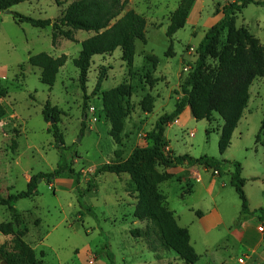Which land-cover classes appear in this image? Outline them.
Masks as SVG:
<instances>
[{"label": "rangeland", "instance_id": "1", "mask_svg": "<svg viewBox=\"0 0 264 264\" xmlns=\"http://www.w3.org/2000/svg\"><path fill=\"white\" fill-rule=\"evenodd\" d=\"M74 1L30 0L12 8V14L0 13V107L5 111L0 118V198L27 191L30 179L52 173L62 156L72 162L75 171L73 176L51 184L39 181L36 195L12 208L0 203V224L12 222L15 230L25 231V242L44 264H111L108 251L114 255V264H185L175 251L162 245L161 233L152 222L134 217L138 192L131 177H94V173L105 165L126 161L137 148L151 146L148 133L161 116L174 112L181 97V77L191 72L200 43L209 28L221 20L219 13L228 0H199L196 17L201 15L202 19L197 27L188 22L170 38V12L181 0H129L127 11L134 10L146 19V42L136 43L131 67L123 61L121 50L96 56L88 74L87 93L80 85L74 60L82 50L81 43L93 33L76 31V42L59 37L53 44L52 27L37 29L19 24L14 17L17 13L41 20L60 19ZM205 21L212 25L204 26ZM236 25L248 28L264 47V5L243 9ZM41 53L68 57L53 88L42 84L41 70L29 64L31 56ZM217 65L210 59L209 71L215 73ZM103 69L104 83L94 94ZM254 85L253 114L244 117L243 112L224 155L219 152L223 121L217 115L211 122L188 116L179 125H169L165 132L167 150L173 155L222 162L219 175L196 165L191 170L192 180L175 173L159 187L178 226L190 231V245L200 257L196 264H239L247 254L231 233L246 222L257 233L264 221V215L256 212L264 209V147L256 144L264 119V78ZM121 86L127 87L130 95L124 99L126 118L117 143L111 137L103 94ZM147 96L155 101L151 113L142 107ZM48 102L60 113L58 123L46 122L43 116ZM54 125L63 142L54 138ZM233 162L242 165L246 180L250 214L243 218L242 203L231 186L234 167L229 163ZM168 169L158 171L164 174ZM217 213L223 223L206 232L203 225L213 223ZM12 239L0 233V245H10ZM246 264H264V260L248 258Z\"/></svg>", "mask_w": 264, "mask_h": 264}, {"label": "trees", "instance_id": "2", "mask_svg": "<svg viewBox=\"0 0 264 264\" xmlns=\"http://www.w3.org/2000/svg\"><path fill=\"white\" fill-rule=\"evenodd\" d=\"M28 1L30 0H0V13L10 11L15 6ZM197 1L182 0L178 9L171 14L167 30L169 38L186 27ZM129 4V0H75L60 19L41 20L17 13L14 17L19 24H29L37 29L52 27L53 44L59 37L76 42L74 37L76 31L93 33L81 43L82 50L74 60V65L80 73V85L84 93H87L88 74L96 56L110 55L121 50L123 61L131 67L135 58L136 43L146 42V19L134 10L127 11ZM251 4L264 5V2L237 0L223 8V19L207 31L204 40L200 43L197 60L191 72L187 77H181L183 79L181 97L176 103L174 112L161 116L153 131L148 133L147 140L151 146L137 148L126 161L105 165L94 173V177L103 174L116 176L128 174L138 192L134 217L139 221L152 222L161 233L162 245L175 251L185 264H196L200 257L190 245L189 231L178 226L174 213L167 209L166 196L159 189L162 184L171 181L173 175L162 174L158 168H171L184 164L199 165L220 174L222 162L209 157L194 159L188 155H173L172 151L167 150L165 132L167 127L176 122L189 107L193 118L197 121L211 122L217 115L224 123L219 141L220 154L224 155L231 147L233 133L249 105L250 89L256 80L264 78V47L248 28H238L236 25L237 15ZM210 59L217 61L215 73H211L208 69ZM67 61L66 55L54 58L41 53L31 56L29 64L41 70L42 84L53 88L60 70ZM105 77L106 70L103 69L98 77L94 94L101 91ZM129 95L130 91L125 86L103 94L104 111L112 126L111 137L117 143H120L124 129L123 120L126 118L124 99ZM154 103V99L147 96L142 104L144 112L151 113ZM59 115V111L48 102L43 111L46 122L58 123ZM4 116L5 111L0 107V118ZM53 131L54 138L63 142L57 125L53 126ZM256 144H262L264 147V119ZM229 164L234 167L231 186L242 203L241 218H243L250 214L243 167L238 162ZM74 174L72 162H68L62 156L52 173L33 176L28 183L27 191L10 195L7 199L0 198V203L2 206L12 208V205L18 201L34 197L39 181H47L51 184L66 175ZM256 212L264 214V209ZM0 233L13 238L10 245H0L2 264H44L38 259L34 249L25 242V231L15 230L14 224L10 222L0 224ZM135 234L141 235L139 231ZM107 258L111 264H114L113 253L108 251Z\"/></svg>", "mask_w": 264, "mask_h": 264}, {"label": "crops", "instance_id": "3", "mask_svg": "<svg viewBox=\"0 0 264 264\" xmlns=\"http://www.w3.org/2000/svg\"><path fill=\"white\" fill-rule=\"evenodd\" d=\"M182 1V0H181ZM200 1L198 0L197 3L195 4V6L193 7L192 11H191V14L189 16V19L187 21L188 22H192L193 24V27L194 29L197 27L198 25V22L199 20H201V15L199 16V18L196 17V14H199V12L196 10L197 8V4L199 3ZM234 2V0H228L227 3H232ZM181 3V2H180ZM179 3V5H180ZM178 5V7H179ZM178 7H176L172 12H170V14L174 13ZM223 9V8H222ZM219 14H221L220 16H222L221 20L223 19V15H222V12H220ZM195 15V17H194ZM221 20H219L218 22H220ZM210 21H205L204 23V26L208 27L209 25H212V24H209ZM217 22V23H218ZM216 23V24H217ZM210 29V28H209ZM260 80V79H259ZM256 82V81H255ZM254 82V84H255ZM251 87L250 89V101H249V107L248 109L245 110V113H244V117H246L248 114L252 115L253 114V108H251V101H252V90L254 88V85ZM256 97L258 98L259 97V94L257 93ZM249 115V116H250ZM190 116L192 118V113H191V109L189 107H187L184 111V113L180 116V118L177 120V122H175L174 124H172L173 126L175 125H179L181 124V122L183 121V119L185 117H188ZM224 123H222V126H223ZM172 126V127H173ZM171 127V128H172ZM165 141H168L166 139V134H165ZM262 145V144H261ZM172 150V148H170ZM170 151V150H169ZM227 152V151H226ZM225 152V153H226ZM217 160V159H216ZM219 161V160H218ZM196 165H188V164H184L182 166H173L171 168L168 169V173L169 174H172L173 175V178L175 177V173L176 174H182L184 176L187 177V180L190 181L192 180V177H190V174H191V170L193 167H195ZM194 172V171H193ZM198 174V173H197ZM199 175V174H198ZM198 180H200V177H198ZM264 215V214H263ZM223 223V219L221 217L220 214L217 213L216 215V219L215 221L207 227V226H204L203 224V229L206 230V232H210L214 229H217L221 224ZM264 223V221L262 223H260L258 225V227L260 225H262ZM258 227H257V233H255V230L251 229V227H249V223H244V224H241V227L240 229L236 232V233H231V236L236 240L235 242L241 246L242 248L245 249V254L246 257H244L243 259L245 260V264H246V261L250 259H252L253 257H257L258 260H261L263 261L264 260V236L262 234H260L258 232ZM186 229V228H185ZM188 230V229H187ZM189 231V230H188ZM189 234H190V231H189ZM190 237H191V234H190ZM192 240V239H191ZM239 261V260H238ZM239 263V262H238Z\"/></svg>", "mask_w": 264, "mask_h": 264}, {"label": "built area", "instance_id": "4", "mask_svg": "<svg viewBox=\"0 0 264 264\" xmlns=\"http://www.w3.org/2000/svg\"><path fill=\"white\" fill-rule=\"evenodd\" d=\"M216 175H219L218 172H214ZM258 232L264 236V223L258 227ZM239 264H245L244 259L239 260Z\"/></svg>", "mask_w": 264, "mask_h": 264}, {"label": "water", "instance_id": "5", "mask_svg": "<svg viewBox=\"0 0 264 264\" xmlns=\"http://www.w3.org/2000/svg\"><path fill=\"white\" fill-rule=\"evenodd\" d=\"M5 13L6 14H12L11 11H6ZM51 123H54V122H51Z\"/></svg>", "mask_w": 264, "mask_h": 264}]
</instances>
